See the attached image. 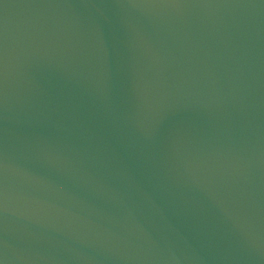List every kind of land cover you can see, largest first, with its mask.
<instances>
[{
    "label": "water",
    "instance_id": "water-1",
    "mask_svg": "<svg viewBox=\"0 0 264 264\" xmlns=\"http://www.w3.org/2000/svg\"><path fill=\"white\" fill-rule=\"evenodd\" d=\"M0 264H264V0H0Z\"/></svg>",
    "mask_w": 264,
    "mask_h": 264
}]
</instances>
